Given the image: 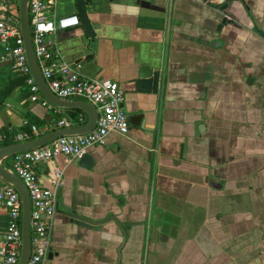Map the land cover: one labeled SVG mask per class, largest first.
Masks as SVG:
<instances>
[{
	"label": "crops",
	"instance_id": "0c3cea01",
	"mask_svg": "<svg viewBox=\"0 0 264 264\" xmlns=\"http://www.w3.org/2000/svg\"><path fill=\"white\" fill-rule=\"evenodd\" d=\"M84 7L93 35L57 29L52 48L82 76L115 81L127 118H139L87 147V167L63 154L35 166L45 187L61 171L57 204L100 221L58 208L44 264H264V0ZM54 13L76 15L75 0H56ZM0 94V131L27 118L37 134L87 121L31 101L6 62ZM5 217L0 208V227Z\"/></svg>",
	"mask_w": 264,
	"mask_h": 264
},
{
	"label": "built area",
	"instance_id": "2783aa9c",
	"mask_svg": "<svg viewBox=\"0 0 264 264\" xmlns=\"http://www.w3.org/2000/svg\"><path fill=\"white\" fill-rule=\"evenodd\" d=\"M56 0H28L27 22L34 60L48 90L58 98H77L90 103L96 112L94 126L87 132L62 135L51 141L11 155L9 172L24 185L29 200V253L25 264H44L51 240V219L57 210L56 189L61 171L55 168L49 187L41 185L35 166L63 154L79 158L85 149L101 145L109 132L126 134L129 123L122 107V91L115 81L82 76L76 65L63 61L52 48L48 36L57 29L77 25L76 15L55 16ZM6 62L16 75H23L31 101L48 102L39 94L24 54L23 40L18 27L17 0H0V63ZM57 125H66L58 120ZM36 135L37 128L0 131V143L15 142ZM0 208L5 222L0 227V264H15L20 251V200L15 189L0 178Z\"/></svg>",
	"mask_w": 264,
	"mask_h": 264
},
{
	"label": "water",
	"instance_id": "95a60500",
	"mask_svg": "<svg viewBox=\"0 0 264 264\" xmlns=\"http://www.w3.org/2000/svg\"><path fill=\"white\" fill-rule=\"evenodd\" d=\"M27 1L28 0H17L18 27H19V31H20V34L23 40V48H24V54L26 57V62L29 66L30 73L38 87L39 93L43 99H45L48 103H50L53 106L62 107V108L73 107V108H78L86 112L87 121L83 125L78 126V127L51 130L47 133L38 135L31 139L24 140L21 142H15V143L0 147V178L5 183L9 184L15 189V191L18 194L19 200H20V208H21L20 210V251H19V255H18V258L15 264H25V261L29 253V210H30V207H29L27 191L24 185L22 184V182L17 176L9 172L1 164V161L17 152L41 146L58 136L76 135V134L85 133L94 126V122L96 119L95 109L90 103L83 101V100H72V101L61 100L55 95H53L48 90L43 78L41 77V74L39 72V69L36 65V62L32 54L30 32H29V27H28V22H27ZM75 4H76V16H77L78 22L82 26L85 34L91 37L93 35L92 29L94 28V26L86 15L85 7H84V0H75ZM223 20L226 21V18H224ZM65 103H71V104H65ZM138 118L139 116L137 115L130 116L128 117V123L137 124ZM140 123H142V121ZM77 162L82 163L86 167L89 165L86 154H82L77 159ZM56 193L58 194V189ZM58 208L66 211L67 214L71 218H74L75 221L83 225H92V223H96L93 225L98 226L100 224L99 223L100 221L89 222V220L85 218H81V217L74 215L73 212L70 211L69 208L63 204H57V209Z\"/></svg>",
	"mask_w": 264,
	"mask_h": 264
},
{
	"label": "trees",
	"instance_id": "16d2710c",
	"mask_svg": "<svg viewBox=\"0 0 264 264\" xmlns=\"http://www.w3.org/2000/svg\"><path fill=\"white\" fill-rule=\"evenodd\" d=\"M15 74V73H14ZM17 77L20 79V80H22V82H24L25 83V81H24V76L23 75H17ZM4 95L3 94H0V97H3ZM40 122L38 121V120H35V119H28L27 118V120L21 125V127H22V130H29V126L31 125V124H33V125H35L36 127H39L40 126V124H39ZM40 134H42V133H39V134H37V135H32V134H30L29 133V136H28V138L29 139H31V138H33V137H35V136H38V135H40ZM15 141H13V140H11V139H5L3 142H1L0 143V146H3V145H8V144H12V143H14Z\"/></svg>",
	"mask_w": 264,
	"mask_h": 264
}]
</instances>
